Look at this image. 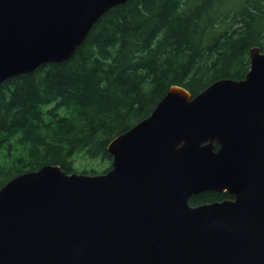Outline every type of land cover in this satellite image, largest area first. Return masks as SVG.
<instances>
[{"label": "water", "instance_id": "water-1", "mask_svg": "<svg viewBox=\"0 0 264 264\" xmlns=\"http://www.w3.org/2000/svg\"><path fill=\"white\" fill-rule=\"evenodd\" d=\"M126 1L0 0V83L68 59ZM249 60L195 95L169 86L108 142L103 173L47 163L10 178L0 264H264V52ZM207 190L233 199L189 204Z\"/></svg>", "mask_w": 264, "mask_h": 264}, {"label": "trees", "instance_id": "trees-1", "mask_svg": "<svg viewBox=\"0 0 264 264\" xmlns=\"http://www.w3.org/2000/svg\"><path fill=\"white\" fill-rule=\"evenodd\" d=\"M252 46L264 52V0L113 6L68 59L0 83V187L47 163L76 171V154L111 160L108 142L147 117L169 86L195 95L217 79H241Z\"/></svg>", "mask_w": 264, "mask_h": 264}, {"label": "rangeland", "instance_id": "rangeland-1", "mask_svg": "<svg viewBox=\"0 0 264 264\" xmlns=\"http://www.w3.org/2000/svg\"><path fill=\"white\" fill-rule=\"evenodd\" d=\"M111 160H101L99 158L86 157L83 154H76L73 157V166L77 172L94 170L95 172L102 173L110 166Z\"/></svg>", "mask_w": 264, "mask_h": 264}, {"label": "flooded vegetation", "instance_id": "flooded-vegetation-1", "mask_svg": "<svg viewBox=\"0 0 264 264\" xmlns=\"http://www.w3.org/2000/svg\"><path fill=\"white\" fill-rule=\"evenodd\" d=\"M209 191H213V190H207V191H204V192H201V193H205V192H209ZM214 192H217V193H220V194H223L225 193L227 197H223L222 199H215V200H212V201H206V202H203V203H196L194 204L193 202L190 201L191 198L193 197H196L197 195H200L201 193H198V194H194L192 195L190 198H189V204L191 206H196V205H200V204H205V203H210V202H214V201H221V200H226V199H233V196L231 194H229L228 192L226 191H223V192H219V191H214Z\"/></svg>", "mask_w": 264, "mask_h": 264}, {"label": "bare ground", "instance_id": "bare-ground-1", "mask_svg": "<svg viewBox=\"0 0 264 264\" xmlns=\"http://www.w3.org/2000/svg\"><path fill=\"white\" fill-rule=\"evenodd\" d=\"M51 164V163H50Z\"/></svg>", "mask_w": 264, "mask_h": 264}]
</instances>
